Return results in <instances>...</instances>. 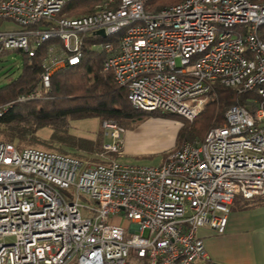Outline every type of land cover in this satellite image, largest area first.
Segmentation results:
<instances>
[{
  "label": "built area",
  "instance_id": "obj_1",
  "mask_svg": "<svg viewBox=\"0 0 264 264\" xmlns=\"http://www.w3.org/2000/svg\"><path fill=\"white\" fill-rule=\"evenodd\" d=\"M70 1L0 0V21L22 27L0 31V51L33 56L42 43L57 42L48 45L39 91L18 101L38 98L55 70L77 64L89 36L137 109L192 121L216 83L257 97L230 106L221 125L157 166L112 156L125 133L112 120L101 123L109 141L96 163L0 141V264L209 260L199 229L222 233L235 196L264 195V0H183L158 12L145 9L148 0H101L88 14H60ZM61 189L73 190L74 199ZM121 212L126 227L112 219Z\"/></svg>",
  "mask_w": 264,
  "mask_h": 264
},
{
  "label": "trees",
  "instance_id": "obj_2",
  "mask_svg": "<svg viewBox=\"0 0 264 264\" xmlns=\"http://www.w3.org/2000/svg\"><path fill=\"white\" fill-rule=\"evenodd\" d=\"M181 1L183 0H148L145 9L158 12ZM100 2L101 0L70 1L64 5L60 14H88ZM38 26L36 24L29 28ZM261 27L258 35L264 41V28ZM93 38L89 36L83 39L81 57L77 64L55 70L50 77L49 87L41 90L42 96L40 94L38 98L26 101H18V98L39 88L42 63L47 56L49 43L54 40L42 43L33 56L15 50L22 56L23 65L14 79L0 85V108L6 107L0 115L1 142L13 143L19 150L42 146L48 151L96 163L100 160L94 154L100 151L105 141L103 131H99L94 138L78 136L70 130L72 121L84 118H98L99 122L114 119L124 126L125 123L134 122L149 113L171 115L133 107L128 100L126 87L117 84L111 72L104 69L106 54L92 48L91 44L95 41ZM8 51L10 50H2L0 54ZM256 97L254 91L238 92L235 88L216 83L204 110L190 122L180 120L181 129L172 150L180 147L177 145L183 141L194 143L202 139L210 127L223 123L224 113L230 106H248ZM44 128H49L51 132L46 139H40L37 132ZM254 198L264 202V195Z\"/></svg>",
  "mask_w": 264,
  "mask_h": 264
},
{
  "label": "rangeland",
  "instance_id": "obj_3",
  "mask_svg": "<svg viewBox=\"0 0 264 264\" xmlns=\"http://www.w3.org/2000/svg\"><path fill=\"white\" fill-rule=\"evenodd\" d=\"M261 28H264V26H262ZM21 29L22 27L12 20L0 21V31H17ZM51 43H57V42L53 41ZM95 49L102 51V48L99 46L95 47ZM20 53L16 52L15 50H10L6 53L0 54V85L14 79L22 70L23 59ZM37 91H39V88L37 89ZM40 94L42 96V92ZM127 97H128V90H127ZM210 98L211 95L209 97V100ZM234 105H238V104H234ZM198 115H196L195 118ZM170 116L153 115L149 113L143 115L141 119H138L134 122L125 123L124 126L120 125L114 119H109L118 123L125 130L122 151L120 154H114L112 156L116 158L118 161L125 164L147 165V166H157L161 164L165 159L166 155L172 150L173 146L176 143L177 136L181 129L182 122L180 120L184 119L189 121L183 115L171 114ZM101 123L102 121L99 122L98 118L78 119L71 122L70 130L75 135L94 138L99 131L101 130L103 131ZM128 131L130 133H127ZM50 132L51 131L49 128H44L38 131L37 134L39 135L40 139L41 138L46 139L49 136ZM104 138L105 140L109 141V138H107L106 136H104ZM202 139L197 140L196 142L201 141ZM184 143H190V142L183 141L177 146H181ZM32 147L42 148V146H32ZM69 152L73 153L71 151ZM94 155L96 156V154ZM86 156L91 157V155H86ZM89 163H94V162H89ZM61 193L63 194V196L67 201H72L74 199V193L73 190L71 189H61ZM240 198L241 197L239 195L235 196V201H238ZM79 202L85 205H95L94 202L87 200L82 196L79 198ZM112 219L113 220L117 219L118 221L117 223H119L124 227H126L130 223V220L125 216L123 212H121L119 215H116L115 217H112ZM199 234L204 243H207L210 239L214 238L212 236L218 237L219 235L220 236L222 235V234H218L214 230L208 231L206 228H200Z\"/></svg>",
  "mask_w": 264,
  "mask_h": 264
},
{
  "label": "crops",
  "instance_id": "obj_4",
  "mask_svg": "<svg viewBox=\"0 0 264 264\" xmlns=\"http://www.w3.org/2000/svg\"><path fill=\"white\" fill-rule=\"evenodd\" d=\"M218 234L203 242L209 260L192 264H264V202L234 199L224 231Z\"/></svg>",
  "mask_w": 264,
  "mask_h": 264
},
{
  "label": "water",
  "instance_id": "obj_5",
  "mask_svg": "<svg viewBox=\"0 0 264 264\" xmlns=\"http://www.w3.org/2000/svg\"><path fill=\"white\" fill-rule=\"evenodd\" d=\"M96 34H99V35H101L102 37H105V34H104V31H103V30H98V31L96 32Z\"/></svg>",
  "mask_w": 264,
  "mask_h": 264
},
{
  "label": "bare ground",
  "instance_id": "obj_6",
  "mask_svg": "<svg viewBox=\"0 0 264 264\" xmlns=\"http://www.w3.org/2000/svg\"><path fill=\"white\" fill-rule=\"evenodd\" d=\"M68 16H69V15H68ZM80 16H81V15H80ZM261 26H264V25H261ZM261 26H260V27H261ZM260 27H259V28H260ZM258 30H259V29H258Z\"/></svg>",
  "mask_w": 264,
  "mask_h": 264
}]
</instances>
